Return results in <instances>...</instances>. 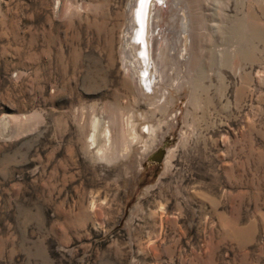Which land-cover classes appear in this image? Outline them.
Wrapping results in <instances>:
<instances>
[{
	"label": "rangeland",
	"instance_id": "1",
	"mask_svg": "<svg viewBox=\"0 0 264 264\" xmlns=\"http://www.w3.org/2000/svg\"><path fill=\"white\" fill-rule=\"evenodd\" d=\"M128 1L0 0V119L17 125L0 264H264V0H182L200 42L167 102L123 76Z\"/></svg>",
	"mask_w": 264,
	"mask_h": 264
},
{
	"label": "bare ground",
	"instance_id": "2",
	"mask_svg": "<svg viewBox=\"0 0 264 264\" xmlns=\"http://www.w3.org/2000/svg\"><path fill=\"white\" fill-rule=\"evenodd\" d=\"M185 2H182V0H129L127 4L128 25L125 26L127 29H125L120 39L119 48V56L124 60L122 64L123 76L132 78L144 95L153 96L154 98V95L157 94L160 98L165 99V102L171 97V89L181 88L179 87L181 77L187 71L190 73L191 70H188V66L195 58L197 43L200 42L196 39L195 16L187 1ZM65 7L64 10L66 9ZM57 8L59 13L63 9L61 5ZM198 45L200 46V44ZM167 60H173L171 61L172 67L169 64L170 70L166 68V65H168L165 64ZM176 73H178V77H176ZM102 116H93L90 119L91 128L89 134L91 149L97 152L100 157L104 156L102 146L108 151L116 147L114 142L117 137V126L115 127L111 121ZM121 117L119 116V118ZM132 120L133 117L131 116L124 118L123 128L124 130L130 129L133 134L131 136H134L135 139L136 133L135 128L132 126ZM15 122L14 119L12 120L9 117L0 119V134L4 138L13 136L17 126ZM125 133L128 132L125 130ZM134 141L132 140L131 142L134 143ZM126 147L128 150L129 147ZM113 152L116 153V150Z\"/></svg>",
	"mask_w": 264,
	"mask_h": 264
}]
</instances>
